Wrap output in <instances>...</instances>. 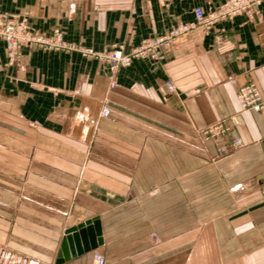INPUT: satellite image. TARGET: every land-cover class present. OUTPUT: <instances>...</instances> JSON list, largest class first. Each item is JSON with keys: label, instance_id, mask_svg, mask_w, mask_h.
<instances>
[{"label": "crops", "instance_id": "crops-1", "mask_svg": "<svg viewBox=\"0 0 264 264\" xmlns=\"http://www.w3.org/2000/svg\"><path fill=\"white\" fill-rule=\"evenodd\" d=\"M224 1L0 0V11L129 53ZM7 63L0 41V264H92L95 252L107 264H264V108L237 99L253 84L264 100V3L193 25L118 74L79 52L24 49ZM94 218L101 245L61 262L67 231Z\"/></svg>", "mask_w": 264, "mask_h": 264}, {"label": "built area", "instance_id": "built-area-1", "mask_svg": "<svg viewBox=\"0 0 264 264\" xmlns=\"http://www.w3.org/2000/svg\"><path fill=\"white\" fill-rule=\"evenodd\" d=\"M264 3V0H225L213 12L206 14L203 8L196 7L194 9L195 24L190 26H182L172 30L165 36H160L156 39L148 40L134 48L131 52H124V48L115 50L108 58L114 63L113 68L120 65L121 67H128L132 64L135 58H151L158 60L162 49L167 45L172 37L188 31L193 25H201L206 31L211 30L217 24L231 20L232 18L250 13L256 6ZM0 38H3L8 43L9 62H13L19 51L22 48L41 47L45 49H52L55 51L66 52H81L85 55L101 56L91 49L81 48L80 46L67 42L64 39V34L59 30L48 36L42 34H33L26 23V21H17L7 13L0 14ZM238 102L244 112L256 111L259 112L264 108V100L261 97L258 89L249 84L242 87L237 95ZM110 114L109 109H105L104 115ZM224 130L221 127L209 130L207 134L220 135ZM234 145L241 146L239 140L234 141ZM225 150V148H223ZM262 197L264 199V187L262 190ZM92 264H107L103 255L95 252Z\"/></svg>", "mask_w": 264, "mask_h": 264}, {"label": "water", "instance_id": "water-1", "mask_svg": "<svg viewBox=\"0 0 264 264\" xmlns=\"http://www.w3.org/2000/svg\"><path fill=\"white\" fill-rule=\"evenodd\" d=\"M101 236V223L98 218L87 220L71 228L63 240L59 254L60 261L63 262L62 259L69 260L71 257L80 256L97 249L102 243ZM69 250L71 254H68Z\"/></svg>", "mask_w": 264, "mask_h": 264}, {"label": "rangeland", "instance_id": "rangeland-1", "mask_svg": "<svg viewBox=\"0 0 264 264\" xmlns=\"http://www.w3.org/2000/svg\"><path fill=\"white\" fill-rule=\"evenodd\" d=\"M259 6V5H258ZM2 13H7V12H1L0 11V14H2ZM7 14H9V13H7ZM9 16H12L15 20H17V21H19V20H21V21H26V23H27V25H28V27H29V30L33 33V34H42V35H48V36H50V35H52V34H54L55 33V30H53L52 32H50V33H45V32H35V31H33L32 30V28H31V26H30V24H29V21H28V19L26 18V17H23V16H19V15H15V14H9ZM60 31V30H59ZM61 32V31H60ZM63 33V32H62ZM0 41H2L4 44H5V56H6V58H7V61H8V63H14V62H17L20 58H21V56H22V53H23V50L24 49H39V50H46V51H55V50H52V49H45V48H41V47H37V46H35V47H31V48H22L20 51H19V53H18V55L16 56V58L14 59V61L13 62H9V59H8V57H9V53H8V43H7V41L5 40V39H3V38H0ZM81 48H83L82 46H80ZM120 47L121 46H118V48H116V49H114V50H111V51H101V52H98V51H95V52H97V53H100L101 54V56H97V55H85V54H83V53H79L80 54V56H81V58H83V59H85V60H91V61H97V62H100V63H102V64H106V65H108V68H109V70H110V72L112 73V74H118V72L120 71V69H122V68H126V67H121L120 65H118V66H116V68H113L112 66H114V63L110 60V58H108L115 50H118V49H120ZM88 49V48H87ZM92 50V49H91ZM94 51V50H93ZM55 52H65V51H55ZM148 59H151V58H149V57H147ZM135 59H137V58H135ZM133 61H134V59H133ZM7 63V64H8ZM114 86V85H113ZM237 95H238V93H237ZM105 109H108L107 107H105V108H103L102 109V111H101V113H100V115L102 116V117H104V118H106V117H108V116H105L104 115V111H105ZM110 111V110H109ZM205 137H207V138H217V137H222V136H224V135H222V134H220V135H214V134H205L204 135ZM264 187V186H263ZM262 190H263V188H262ZM262 200L264 201V199H263V197H262ZM99 253V252H98ZM101 254V253H100ZM102 255V254H101ZM105 258V257H104ZM106 260V259H105ZM107 263V262H106Z\"/></svg>", "mask_w": 264, "mask_h": 264}]
</instances>
